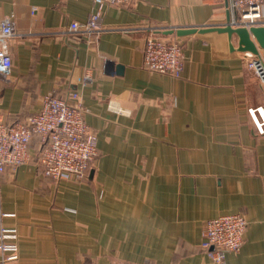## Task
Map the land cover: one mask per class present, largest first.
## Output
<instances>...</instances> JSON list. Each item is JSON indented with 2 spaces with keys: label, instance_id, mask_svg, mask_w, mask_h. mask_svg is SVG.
<instances>
[{
  "label": "crops",
  "instance_id": "0c3cea01",
  "mask_svg": "<svg viewBox=\"0 0 264 264\" xmlns=\"http://www.w3.org/2000/svg\"><path fill=\"white\" fill-rule=\"evenodd\" d=\"M0 9L17 30L3 118L26 120L46 94L76 89L97 136L82 181L44 175L37 140L29 162L0 175V228H17L20 264H215L205 222L228 213L248 226L227 264H264V132L248 112L264 105V88L227 33H166L225 23V0L109 5L91 35L69 24L88 20L93 0H1ZM149 34L179 38L180 76L144 67Z\"/></svg>",
  "mask_w": 264,
  "mask_h": 264
},
{
  "label": "built area",
  "instance_id": "2783aa9c",
  "mask_svg": "<svg viewBox=\"0 0 264 264\" xmlns=\"http://www.w3.org/2000/svg\"><path fill=\"white\" fill-rule=\"evenodd\" d=\"M133 0H93L98 9L85 22L73 20L72 32L87 35L100 32L103 8L109 5H128ZM1 2V0H0ZM264 0H229L232 21L239 24H261ZM17 35L14 20L0 9V175L8 166L17 167L32 158V145L37 140L42 147L39 163L44 175L57 180H84L97 156V136L91 130L85 115L88 108L80 93L74 89L64 95L48 93L43 97L39 111L26 120L8 122L1 113V83L7 81L13 70L10 41ZM144 67L152 72L180 76L185 56L178 37L160 38L149 34L144 43ZM264 88V51L256 55L243 54ZM92 77L87 74L83 82ZM248 112L260 133L264 132V105L249 107ZM248 226L241 213H228L206 220L202 246L215 264H227L226 254L238 252L244 242ZM0 264H20L18 230L0 228ZM106 264H130L113 260Z\"/></svg>",
  "mask_w": 264,
  "mask_h": 264
},
{
  "label": "water",
  "instance_id": "95a60500",
  "mask_svg": "<svg viewBox=\"0 0 264 264\" xmlns=\"http://www.w3.org/2000/svg\"><path fill=\"white\" fill-rule=\"evenodd\" d=\"M226 3V22L223 24H210L206 26H187L171 28L166 33H175L178 36L195 32L205 33L210 31L225 32L228 34L230 47L241 52L260 54L264 51V25L263 24H239L232 21V13L229 7V0ZM236 38V46L233 39Z\"/></svg>",
  "mask_w": 264,
  "mask_h": 264
},
{
  "label": "trees",
  "instance_id": "16d2710c",
  "mask_svg": "<svg viewBox=\"0 0 264 264\" xmlns=\"http://www.w3.org/2000/svg\"><path fill=\"white\" fill-rule=\"evenodd\" d=\"M38 145H40V150L42 151V147H43V146H42L40 143H38Z\"/></svg>",
  "mask_w": 264,
  "mask_h": 264
},
{
  "label": "rangeland",
  "instance_id": "374dc122",
  "mask_svg": "<svg viewBox=\"0 0 264 264\" xmlns=\"http://www.w3.org/2000/svg\"><path fill=\"white\" fill-rule=\"evenodd\" d=\"M257 76V75H256ZM258 80H259V78H258ZM260 81V80H259ZM260 83H261V81H260ZM262 85V84H261ZM263 87V86H262Z\"/></svg>",
  "mask_w": 264,
  "mask_h": 264
}]
</instances>
